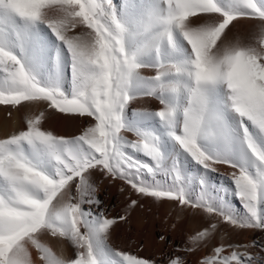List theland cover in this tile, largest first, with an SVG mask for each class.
<instances>
[{"label": "snow or ice", "instance_id": "obj_1", "mask_svg": "<svg viewBox=\"0 0 264 264\" xmlns=\"http://www.w3.org/2000/svg\"><path fill=\"white\" fill-rule=\"evenodd\" d=\"M141 98L158 109H131ZM0 105L18 114L0 136V264H187L108 243L127 217L106 214L97 172L130 186L129 208L202 216L186 249H210L198 264H264V239L216 245L210 219L264 233V0H0ZM57 120L85 123L60 134ZM220 165L234 187L212 185Z\"/></svg>", "mask_w": 264, "mask_h": 264}, {"label": "rangeland", "instance_id": "obj_2", "mask_svg": "<svg viewBox=\"0 0 264 264\" xmlns=\"http://www.w3.org/2000/svg\"><path fill=\"white\" fill-rule=\"evenodd\" d=\"M250 24L251 23L247 20H241L239 23L236 24V26L233 28L232 31H233V33H236L238 35L243 36V35H245V30H247V28L249 27ZM144 71H148V70H144ZM158 107H159L158 102L152 98H141L140 100L132 103V105H131V109L148 108L149 110H157ZM131 109L129 111V115H131ZM65 122L68 125L71 124L70 126H73L72 132H75L82 123H85L84 121H81V120H77L75 122H71V121H65ZM218 169H219L218 172L213 174V179L211 182L212 185L214 186V188L220 187L219 185L221 184L222 181H225L226 183L227 182L231 183L229 180H227L224 177H227L233 170L231 168H229L227 165H220V166H218ZM94 175L95 176L92 177V181H94V182L105 180L107 183L109 180V179L107 180L105 177H103L99 172L94 173ZM189 178H191L193 182L190 185L191 186L190 189L188 191H186V190L185 191L188 192L189 195L191 196V198L195 201L200 197V194H201V187H200V184H198L199 178L198 177L192 178L191 173L189 175ZM114 181L117 183L123 182L120 180H117V181L114 180ZM186 182L187 181H185V183ZM123 184H124V182H123ZM105 186H107V185H105ZM124 186L125 187H123V189L126 188L125 191H123V192L116 191L115 194H113V195L108 193L109 192L108 187H106L104 189V192L100 196V200L102 199V196L103 197L109 196L110 198H112V204H111V207L108 208L107 213H109V210L111 209V210H114L117 215H121V211L123 210V208L126 207L128 209V211L130 210L128 205L130 204L131 199L136 198V194H134L132 192V190L130 189V186L125 185V184H124ZM121 195H123V196H121ZM216 195H217V193H216ZM120 197H122L123 202L126 203V204L124 203L125 206H122V201H121L122 199ZM119 198H120V200H119ZM145 199L146 198L140 199V203L142 205H143V201H145ZM151 199H152L151 202H153V203L156 202V200L154 198H151ZM224 199L226 200L227 196H225ZM120 207H122V208H120ZM153 207H154L153 204H152V206L148 205V208H145V209H147V210H145L146 213H145V211L143 212L141 209H139L141 211H139V210H138L139 212L137 211V213L140 214L144 218L145 224H144V226H142V228L146 232L144 230L140 231V234H139L140 237H138L139 243H137V247L134 249V252H137L141 256H154L156 259H160L162 253L174 252V253L181 255L187 261V264H195L192 261L194 260V258L197 257L196 255H198V256L200 255V253L202 252V249H201L202 247L196 249L193 252H187L186 249L191 247V245L188 243L187 238L190 235L194 234L195 231L202 230V228L204 226V224H203L204 218L201 216L198 219V217L194 213V211L191 210L190 207L186 206L181 212L184 215V217H183L180 225L177 227V229H175L176 231H174L172 233H170V232L166 233L165 231L167 230V226L171 223L172 224L174 223V217H172V214H171V217H169V219L165 218V220H168V221H166L165 224H162V223L158 222L157 220H155V216L157 215V213L153 210ZM153 214H155V215H153ZM210 219H211V222L218 224V228H219L218 232H223L225 234L224 235L225 239H224L223 243L231 242V243L251 244L253 240L259 242L262 239H264V233H261L258 230L257 231L246 230L243 232L234 233L230 228L220 227V224H222V221H218L217 218L211 217ZM242 234H244V235H242ZM143 235H144V237H143ZM161 236H164L166 239L161 240L160 239ZM150 240H152L151 243H150ZM145 241L149 242V244H150L149 248L150 249L146 248V246L144 244ZM130 245H132V243ZM130 245L128 248L131 247ZM144 246H145V248H144ZM128 250L129 249H127V251ZM203 250H204V254L209 251L208 249H206V250L203 249ZM257 251H259V249H257ZM204 254H201V257Z\"/></svg>", "mask_w": 264, "mask_h": 264}, {"label": "bare ground", "instance_id": "obj_3", "mask_svg": "<svg viewBox=\"0 0 264 264\" xmlns=\"http://www.w3.org/2000/svg\"><path fill=\"white\" fill-rule=\"evenodd\" d=\"M251 28H252V24H250L249 27L247 28V30H245V34H247ZM142 74L151 75L152 73L149 71H143ZM7 107L8 106L0 105V136L3 135L4 129L6 127L9 130H11V128L14 126V124L17 122V119H18V114L13 113L12 116H9L8 111L6 110ZM70 125H68L65 122V120H57V121L53 122L52 128H54V130L60 134H70V133H72V127H73ZM93 176H95V175L93 174L90 177V182L97 189V195H98L99 199H100V196L102 195V193L104 192V189L106 187H108V191H109L108 193H110L112 195L115 194L116 191L123 192V191H121V189H123V187H125L123 182L117 183L114 180L111 181V180H108L107 178H106L108 180L107 183L105 180L94 182V181H92ZM159 179H160L161 183H165V184H170L172 182L171 178L159 177ZM186 181L187 182L185 183V190L188 191L190 189V187H191L190 185L192 184L193 181L191 178L187 179ZM198 184H200V183H198ZM105 185H107V186H105ZM219 186L220 187L221 186H223V187H234L233 185H231V183H228V182L226 183L225 181H222ZM124 189L126 190V188H124ZM211 194L216 195V193L214 191ZM121 196H123V195H121ZM225 196H227V199L225 201H226L228 207H230L234 213L240 214L244 211L242 209L241 203L238 200V198H236L235 196H233L231 194H227ZM120 198L122 199V197H120ZM120 198H119V200H120ZM101 201L103 202L102 207L109 217L117 216L115 211L111 210V209L109 210V213H107L108 208L111 207L112 198H110L109 196L108 197L102 196ZM121 201H122V206H125L126 203L123 202V199ZM151 201H152L151 198H146L145 201H143V207L130 208L129 211L126 207L123 208V210L121 211V215H124L127 217L126 221H117V224L110 229V235L108 237V243L113 248H116L119 250H126V251H127V249H129L128 251L134 252V249L137 247V243H139L138 237H140V235H139L140 231L144 230L142 228V226H144V224H145L144 218L140 214H138L137 211L139 209H141L144 212L145 210H147L145 208H148V205L152 206V204H153V206H154L153 210L157 213V215L155 216V220H157L158 222H160L162 224H165V222L168 221V220H165V218L169 219V217H171V214H172V217H174V223L169 224L167 226V230L165 232L166 233L167 232L172 233V232L176 231L175 229H177V227L180 225V223L184 217V215L181 212L186 206L181 207V206H178L175 202H169V201H164V202L156 201L155 203H153ZM120 208H122V207H120ZM141 210H139V211H141ZM145 213H146V211H145ZM153 215H155V214H153ZM197 217L199 219L201 216L197 215ZM224 235L225 234L223 232H217L214 235V237H215L214 243L216 245L223 243L224 239H225ZM242 235H244V234H242ZM143 237H144V235H143ZM151 241L152 240H150V243H151ZM131 243H132V245H130ZM144 244H145L146 248L150 247V244L148 241H145ZM129 245L131 246L130 248H128ZM145 246H144V248H145ZM61 247H64L65 253L67 255H72L74 252V250L71 248V246H64V245H60L58 243L53 242V248H54V251L57 252V254L60 253ZM201 249H202V252L201 253L199 252L200 255L199 256L196 255L197 257L194 258V260L192 261L195 264H198V261L201 258V254H204L203 249H205V248L202 247ZM208 250L210 251V249H208ZM33 257L35 259V251L34 250H33Z\"/></svg>", "mask_w": 264, "mask_h": 264}]
</instances>
